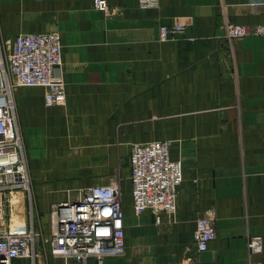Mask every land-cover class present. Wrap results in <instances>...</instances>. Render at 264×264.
Instances as JSON below:
<instances>
[{"label":"crops","instance_id":"1","mask_svg":"<svg viewBox=\"0 0 264 264\" xmlns=\"http://www.w3.org/2000/svg\"><path fill=\"white\" fill-rule=\"evenodd\" d=\"M141 1L106 0L104 13L93 0H0L8 50L20 34L60 35L65 84L54 106L41 87L13 91L30 197L5 194V222L37 233L43 224L49 236L54 205L123 179L122 256L55 257L38 236L34 264H246L251 235L262 237L253 259L264 264V0ZM230 24L263 31L228 40ZM173 25L184 30L160 41ZM152 141L168 142L182 168L176 212L159 224L134 213L130 194V148ZM209 213L216 239L199 252L196 220Z\"/></svg>","mask_w":264,"mask_h":264},{"label":"built area","instance_id":"2","mask_svg":"<svg viewBox=\"0 0 264 264\" xmlns=\"http://www.w3.org/2000/svg\"><path fill=\"white\" fill-rule=\"evenodd\" d=\"M142 7H155L156 0H142ZM100 12H108L106 0H93ZM184 30L183 25L161 26L160 41L173 38ZM261 26L230 24L226 27L228 40L262 33ZM62 65L60 35L55 32L20 34L10 50L0 41V264H13L26 259L34 264L37 257L35 239L39 236L32 224L15 230L4 219L3 196L24 190L30 197V180L17 123L13 91L17 86L41 87L47 106L64 102L65 84L55 71ZM131 203L136 215L150 211L155 223L160 214L176 212V196L182 182V168L172 160L166 141L133 144L129 155ZM216 239L213 213L196 220L193 241L196 250H207ZM44 245L51 255L84 262L89 257L99 262L105 257L122 256L125 252L124 210L120 189L116 184L92 186L75 198L54 205L50 212V235ZM263 250L259 235L247 238L248 261L261 264L253 257Z\"/></svg>","mask_w":264,"mask_h":264},{"label":"rangeland","instance_id":"3","mask_svg":"<svg viewBox=\"0 0 264 264\" xmlns=\"http://www.w3.org/2000/svg\"><path fill=\"white\" fill-rule=\"evenodd\" d=\"M124 168V167H123ZM128 168H129V166H128ZM127 169V168H126ZM125 169H123V171H124ZM117 186H118V188L120 189V197H121V200L123 199L122 197H123V189L121 190V187L123 188V179H121L120 180V182H117V183H115ZM121 185V186H120ZM6 202V201H5ZM7 204L9 205V199H7ZM6 211V212H5ZM9 212V210L8 209H6V206H5V210H4V215H5V213L7 214ZM33 221V220H32ZM33 223V222H32ZM38 234H39V239H40V241H41V243H43V246H44V240L48 237V236H46V234H45V230H44V225L43 224H41V227H40V229L38 230Z\"/></svg>","mask_w":264,"mask_h":264}]
</instances>
